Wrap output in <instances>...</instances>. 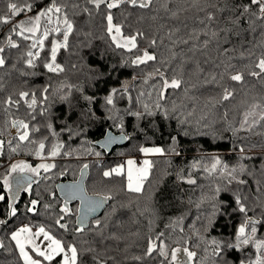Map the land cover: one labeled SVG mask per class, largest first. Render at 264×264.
Listing matches in <instances>:
<instances>
[{"label":"trees","instance_id":"obj_1","mask_svg":"<svg viewBox=\"0 0 264 264\" xmlns=\"http://www.w3.org/2000/svg\"><path fill=\"white\" fill-rule=\"evenodd\" d=\"M56 2L66 5L74 29L67 47L56 53L55 65L64 70L53 72L45 65L52 62L53 43L63 41V25L55 23L60 32L49 29L42 47L36 43L42 32L25 34L28 39L18 34L19 28L13 32L22 16L36 15L51 6L52 0H0V18L10 16L8 23L0 20V56L5 60L0 66V140L4 141L0 220L5 221L0 224V264H24L11 238L24 224L42 226L65 247L74 243L82 253L86 247L96 249L82 254L78 264H93L95 255L108 264H169L175 247L196 253L190 264H240L241 260L248 264L257 255L264 257V249L258 253L252 244L243 250L226 248L214 256L211 244L213 239L222 245L235 243L247 218L260 221L256 239L264 240V120L259 118L264 111V76L249 75L251 70L258 71L255 63L264 55V20L252 17L251 27L247 19L231 23L239 15V6L250 0H151L146 7L122 3L113 9L106 3L97 9L90 0ZM9 3L31 4L32 10L12 15ZM109 11L113 23L122 26L123 37L136 36L135 48L117 47L111 39L106 21ZM252 11L258 14L255 6ZM210 15L215 19L209 20ZM213 31L218 33L215 38ZM9 36L15 47L9 45ZM145 50L156 59L133 64ZM238 71L244 73L242 82L230 79ZM172 79L180 80V87L165 88L164 81ZM225 88L233 92L227 100L223 99ZM21 92L29 95L21 97ZM33 95L36 103L29 107ZM256 104L262 107L254 109ZM144 105L154 114L149 115ZM246 113L252 114L244 123ZM254 119L259 122L253 124ZM13 120L28 124V140L19 139L24 130L14 128ZM109 133L125 139L105 149L99 141ZM53 146L58 147L56 156L50 155ZM149 146H159L164 152L150 156L152 167L142 191L128 189L125 173L103 176L126 158L140 157L141 149ZM216 157L229 170L237 169V180L229 184L221 165L207 170ZM43 158L55 167L40 169L13 201L4 183L11 166L21 160L37 166ZM85 164L88 168L82 176ZM241 165L246 168L243 173ZM80 178L86 193L111 199L77 233L80 202L67 201L71 211L63 213L66 200L59 194V185ZM189 179L195 183H188ZM241 179L246 183L237 182ZM237 195L246 212L239 210ZM33 200L37 201L35 211H29ZM10 205L16 208L14 216ZM61 216L60 223L67 224V229L56 223ZM96 220L101 221L99 227ZM160 233L168 245V259L158 251L144 256L149 238ZM138 256L143 259H134ZM43 263L62 264V256L50 262L43 259Z\"/></svg>","mask_w":264,"mask_h":264},{"label":"snow or ice","instance_id":"obj_2","mask_svg":"<svg viewBox=\"0 0 264 264\" xmlns=\"http://www.w3.org/2000/svg\"><path fill=\"white\" fill-rule=\"evenodd\" d=\"M90 3H92L97 9H99L100 5L102 3H106V7L108 9H113L118 7L122 3H130L132 5H136L137 3L140 4L141 7H146L149 3H151V0H111V2H107V0H90ZM255 6V8L258 10V14L256 12H253L252 9ZM73 7H77L76 5H73ZM240 12L239 15H237L233 20H231V23L233 24H239L241 19H247L249 22L250 27L252 26V17H255L256 19L259 20H264V0H250L248 4H243L240 5ZM66 5H60L56 2V0H52L51 6L45 8L44 10L40 11L36 16L34 17H29L27 21H20L19 24H17L13 28V32L16 31V28H19V35L24 36L25 39H28V36H25V33H31L35 34L40 30V21L42 17H47V20L49 23L55 22L57 25L62 24L63 25V41H56L53 43L52 50H51V63H48L45 65V67L48 68L49 71H63V67L60 65H55V60H56V53L57 49L60 47H67V42L69 35L73 32L74 25L71 20L68 18V13L65 11ZM8 9L12 15H18L21 12H24L25 10L31 11L32 10V5L31 4H25L24 7H18L16 3H9L8 4ZM227 9H221L220 11H225ZM85 12H88V9H84ZM60 14L63 15V19H60ZM53 16H55V21H53ZM209 20L215 19L214 16L210 15ZM2 22L8 23L10 20V16L5 15L4 17L0 18ZM106 21H107V33L111 36V39L116 43L117 47H125L129 48H135L136 47V36H129V37H123L122 36V26L117 25L113 23V15L109 11L106 15ZM28 24L30 25L29 27H26L25 25ZM56 32H60V28L57 27L54 29ZM223 31H231V29H222ZM115 33V34H114ZM49 35V29L45 28L42 34V38L37 41L36 43H39L41 47L43 46L44 39H46ZM137 35H142L141 33H137ZM212 37L215 38L217 37L218 33L216 31H213L211 33ZM118 36H121V38L124 40V43L122 44L120 40L117 39ZM8 43L10 46L15 47L16 45L11 39V36L8 37ZM204 47L208 46L209 41L205 40L204 42ZM152 44H155V40L152 41ZM35 46V43L34 45ZM3 52V48H0V53ZM225 52H227V49H225ZM28 55L31 57L32 53L29 52ZM156 57L154 55H149V53L145 50L142 56H138L135 60L132 61L133 64H142L145 63L148 60H155ZM29 65L33 64V61L29 59L27 61ZM5 64V60L3 56H0V66H3ZM55 65V66H54ZM255 69L256 70H251L249 72V75L253 77H262L264 76V55H262L259 59L258 62L255 63ZM227 70V69H226ZM160 76H163L164 73L158 72L157 73ZM151 75V74H150ZM230 79L232 81H237V82H242L244 80V73L243 72H236L235 74L230 75ZM181 85V81L178 79H172L171 82L165 80L164 81V87H173V88H178ZM46 91V90H45ZM115 89L113 92L115 93ZM29 93L27 92H21L20 96L21 97H27ZM233 95V92L229 90L228 88L224 89L223 93V99L227 100ZM7 103L11 104L13 103L11 97L8 98ZM18 103V102H17ZM36 100L35 96L33 95L32 99V104L29 105V107H32L35 105ZM108 103H112V97H108ZM262 107L261 105H253V108H260ZM145 111L148 112L149 115H153L151 111L148 109V105H144ZM252 113H246L245 114V121L244 123H247V117L248 115H251ZM133 115H136L139 117L141 113L135 112ZM167 115V113H165ZM260 120H264V111H261L259 114ZM259 121L253 120L252 123H258ZM12 126L14 128H20L23 129V133L19 135V139L21 141H26L29 138V132H28V124L24 121H18V120H13L12 121ZM244 125L242 124L241 127ZM49 127H51L49 125ZM122 128V124L120 125ZM38 130V129H37ZM175 141V138H173ZM11 143V142H9ZM3 144L4 141L0 140V154H2V149H3ZM19 147V145H17ZM40 149L44 148V144L41 142L39 145ZM16 148H12V151H16ZM172 151H175V148L173 147L171 149ZM142 152L144 153H163L164 149L163 148H142ZM243 151V149H241ZM37 155H41V153L38 151L36 153ZM58 147L53 146V151L50 153L52 156L58 155ZM96 155H99V153H96ZM129 168L127 171V187L130 191H135V192H140L142 191V184L143 181L147 179L150 169L152 167V164L150 161L145 160L144 161V167L137 169V175L133 176V168L131 167L135 162L132 160H129L128 162ZM221 165L222 167V175L224 173H227V176L229 177L228 183L231 184L234 180H237V169L232 168L229 170L228 165L226 164H221V161L219 157L215 158V162L212 164L211 169H207L208 171H215L217 169V166ZM195 166V165H194ZM55 167L54 164H39L35 168H33L31 165H28L24 162H18L16 164H13L11 166V171L12 172H32L35 174H39L40 169H44L45 171H48L50 168ZM88 168V165L85 164L83 166V169L81 170V175L83 176L84 171ZM123 170V166H118L116 168L110 169L108 171L103 172L104 177H111L113 174L116 175H121ZM246 171V168L241 165L239 168V172L243 173ZM183 178V177H181ZM31 178L29 177V180ZM190 184H194L195 180L189 179L187 181ZM240 184L246 183L244 180H238L237 181ZM5 185H8V180L5 179L4 181ZM219 186L216 188V193L219 194L220 192ZM77 191L80 193V199L82 204L87 201L88 206L87 208L83 211V214L78 217L77 219V224L79 227L75 229L77 233H82L84 231V227L88 223V216L89 213L94 212L97 207L101 206L106 200L111 199L110 196H102L100 194H97L96 197H87L86 194L84 193L83 188L80 185V182H77L76 184L70 186V192L68 198L71 199L76 196ZM0 200H4V196H0ZM236 202L239 205V210L241 212H246L247 209L245 205L241 202V198L239 195L236 196ZM37 201L33 200L32 205L33 207L29 209V211H35V205ZM10 215L14 216L16 214V208L13 205H10ZM47 207V206H46ZM63 213L67 214L71 211V209L68 208L67 206V200L65 202L64 208L61 210ZM63 219V216H61L59 219L56 220V223L59 225L60 228L62 229H67L68 225L65 223H60V220ZM5 221L0 220V224H4ZM96 226L99 227L101 224L100 220L95 221ZM260 223V221L253 220L251 218H247L244 223H242L238 229L237 235H236V242L232 244H224L220 241H217L213 239L211 241V244L215 246L213 250V255L214 256H220L221 253L226 249V248H233V249H240L243 250V246H247L249 244L254 245L256 248L257 252L259 253L262 249H264V240L261 239H256V224ZM250 226V232L247 230ZM102 234V233H101ZM43 235V238L45 241H48V244L46 247L43 249L39 244L36 243L35 238ZM163 233H160L155 239L149 238V243L148 247L144 253V256L150 257L154 251H158L159 255L164 257L166 260L169 257V251H168V245L165 244L160 238L163 236ZM11 238L13 241H15L16 246L19 249L20 257L24 261V264H42L40 259H34L32 254L27 250V246L31 245V249L33 250L34 253L38 254V256L43 257L44 260L46 261H52L56 256H62V264H78L80 257L82 254H88V253H95L96 249L92 247H86L83 249V253L78 250L76 244H69L67 247H65V244L62 240L57 239L55 236L51 235L49 231H46L44 227H39V229L33 233L32 229L28 226L19 228L17 231L12 232ZM159 242V243H158ZM86 243V242H85ZM178 243V242H177ZM0 247H3L2 242H0ZM184 252L187 254V259L186 260H181L179 258V254L181 252ZM196 256L195 252L189 251L188 248L184 247H175L171 250V258L169 260V264H190V261L192 260L193 257ZM93 259V264H108V261L106 259L100 258L99 255H95L92 257ZM114 259V258H112ZM136 260H142L143 257H134ZM163 264V262H162ZM224 264H228L227 261H224ZM240 264H245V261L241 260ZM248 264H264V257L257 255L255 261L249 260Z\"/></svg>","mask_w":264,"mask_h":264},{"label":"water","instance_id":"obj_3","mask_svg":"<svg viewBox=\"0 0 264 264\" xmlns=\"http://www.w3.org/2000/svg\"><path fill=\"white\" fill-rule=\"evenodd\" d=\"M124 139H125L124 135H115L113 133H109L99 141V145L105 149H111L114 145L118 144L119 142L124 141ZM29 177L31 178L30 180H29ZM33 179H34L33 176L26 172H16L12 175L11 177L12 186L10 189V195L13 201L21 197V194L24 188L27 187L33 181ZM77 182H80V185L84 190L83 180L80 178L74 183H71V182L61 183L59 185V194L63 199L67 201L78 200L80 202V209H79V215H78V217H80L83 214V211L87 208L88 202L85 201L82 204L81 199L79 198L80 197L79 191H77V194L75 197L71 199L68 198L69 192H70V186L76 184ZM84 193L86 194L87 197H96V195H89L88 193L85 192V190H84ZM106 202L107 200L101 206L97 207L94 212L89 213L88 220L91 217L98 215L104 209Z\"/></svg>","mask_w":264,"mask_h":264},{"label":"rangeland","instance_id":"obj_4","mask_svg":"<svg viewBox=\"0 0 264 264\" xmlns=\"http://www.w3.org/2000/svg\"><path fill=\"white\" fill-rule=\"evenodd\" d=\"M38 14V13H37ZM36 14V15H37ZM36 15H33V14H26V15H24V16H22L18 21H17V24H19V22L20 21H27L28 19H29V17H34V16H36ZM53 21H55V19H54V16H53ZM26 27H29L30 25H28V24H26L25 25ZM45 28H48V29H50V30H54L55 28H56V25H55V22H53V23H49L48 22V20H47V17H42L41 18V21H40V30L38 31V32H42L43 33V31H44V29ZM49 30V31H50ZM25 34H27V35H29V36H34V34H31V33H25ZM36 34V33H35ZM115 34V33H114ZM40 38H38L37 39V41H39L41 38H42V35L41 36H39ZM117 39L118 40H120V42L123 44L124 43V40L121 38V36H118L117 37ZM145 148H161V147H159V146H149V147H145ZM154 154H159V153H152V152H149V153H144V152H142V154L140 155V157H129V158H126V160L124 161V163H122V164H120V165H118V166H123V170H122V173H125V175H126V177H127V171H128V168H129V165H128V161L129 160H132V161H134L135 163L131 166L132 168H133V176H134V178H135V176L137 175V172H136V170L137 169H140V168H142V167H144V161L145 160H148V161H150V156L151 155H154ZM18 162H24V163H26V164H28V165H31L29 162H27V161H24V160H21V161H18ZM17 162V163H18ZM42 162L43 163H45V158H43V160H42ZM16 164V163H15ZM33 168H35L36 166H33V165H31ZM118 166H116V167H118ZM18 172V171H17ZM25 172H27V173H29L30 175H32V176H38L37 174H35V173H32V172H28V171H25ZM14 173H16V172H12L11 170H10V173H9V175H8V177L6 178L7 180H8V187H9V195H10V189H11V177H12V175L14 174ZM127 183H128V181H127ZM143 183H144V181H143ZM142 186H143V184H142ZM26 188V187H25ZM10 197H11V195H10ZM11 199H12V197H11ZM13 200V199H12ZM25 226H27V224H24V226H22V227H25ZM21 227V228H22ZM28 227H30V228H32L31 226H28ZM36 228V227H35ZM39 228H36L35 230H34V232H36L37 230H38ZM46 230V229H45ZM47 231V230H46ZM32 232H33V230H32ZM33 232V233H34ZM51 234V233H50ZM52 235V234H51ZM35 240H36V243L37 244H39L40 246H41V248L43 249L44 247H46L47 246V244H48V241H45L44 240V238H43V235H41V236H39V237H36L35 238ZM29 247H27V250L30 252V254H32V256H33V258L34 259H40L41 260V262H42V264H44L43 263V257H40V256H38V254H36V253H34L33 252V250L31 249V245H28ZM179 258L181 259V260H186L187 259V254L186 253H184L183 251L179 254Z\"/></svg>","mask_w":264,"mask_h":264},{"label":"crops","instance_id":"obj_5","mask_svg":"<svg viewBox=\"0 0 264 264\" xmlns=\"http://www.w3.org/2000/svg\"><path fill=\"white\" fill-rule=\"evenodd\" d=\"M41 160H42V159H41ZM42 163H43V162L41 161L39 164H42ZM39 164H38V165H39ZM44 164H51V163H50L48 160H46ZM18 172H19V171H18ZM26 173H27V172H26ZM33 181H34V179H33ZM33 181H32V182H33ZM32 182H31V183H32ZM31 183H30V184H31ZM30 184H29V185H30ZM29 185H28V186H29ZM23 226H24V225H23ZM27 226H31V225H28V224H27ZM21 227H22V226H21ZM21 227H19V228H21ZM31 227H32L31 229L33 230V232H34V230H35L36 228H39V227H36V228H35L34 226H31ZM19 228H18V229H19ZM18 229H17V230H18ZM17 230H16V231H17ZM34 233H35V232H34ZM27 247H29V246H27Z\"/></svg>","mask_w":264,"mask_h":264},{"label":"bare ground","instance_id":"obj_6","mask_svg":"<svg viewBox=\"0 0 264 264\" xmlns=\"http://www.w3.org/2000/svg\"><path fill=\"white\" fill-rule=\"evenodd\" d=\"M34 178V177H33Z\"/></svg>","mask_w":264,"mask_h":264}]
</instances>
